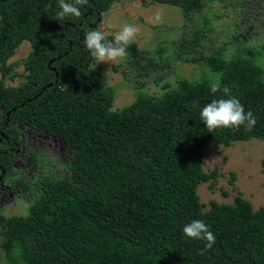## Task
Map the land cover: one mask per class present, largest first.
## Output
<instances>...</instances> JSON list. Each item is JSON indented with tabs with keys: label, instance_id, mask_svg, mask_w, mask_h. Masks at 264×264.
I'll return each instance as SVG.
<instances>
[{
	"label": "trees",
	"instance_id": "1",
	"mask_svg": "<svg viewBox=\"0 0 264 264\" xmlns=\"http://www.w3.org/2000/svg\"><path fill=\"white\" fill-rule=\"evenodd\" d=\"M121 1L89 0L80 17L61 22L58 0H0V177L15 195L30 197L23 215L0 210L6 264H264V206L253 209L237 191L231 204L211 201L205 209L196 192L207 182L213 190L219 177L216 168L202 170L212 142L264 140V39L256 46L251 30L239 28L243 4L223 13L229 23L216 29L211 6L232 7L227 0H150L181 10L184 33L172 43L173 62L204 75L164 84L158 96L141 93L150 77L161 86L172 62L164 48L150 54L132 42L125 76L134 100L113 111L114 89L83 41ZM23 42L30 52L21 81L7 86L15 73L10 59ZM213 84L220 86L215 94ZM224 87L253 113L254 127L208 132L200 112L224 97ZM33 132L70 148L63 174L26 176L14 167ZM193 220L214 233L211 250L185 237Z\"/></svg>",
	"mask_w": 264,
	"mask_h": 264
},
{
	"label": "rangeland",
	"instance_id": "2",
	"mask_svg": "<svg viewBox=\"0 0 264 264\" xmlns=\"http://www.w3.org/2000/svg\"><path fill=\"white\" fill-rule=\"evenodd\" d=\"M216 1V0H215ZM225 4H232L230 8H223L222 3L211 6L213 27L226 26L229 18L223 13H235L237 4H243L246 22L239 28L246 34L250 31L251 43L259 46L264 39V0H227ZM230 17H233L231 14ZM242 18H240V21ZM183 15L179 8L169 5L152 3L150 0H122L112 5L104 13L93 29L101 30L105 36H114L124 24L138 27L139 32L133 39L138 50H146L150 54L158 48H164V58L171 59V64L166 69V74L156 86L152 77L145 79L141 93H155L156 96L164 84L173 85L179 78L194 79L203 76V69L196 65L173 62L172 43L179 39L183 31ZM227 29V27H226ZM30 52V46L23 42L16 50L10 63L15 65V73L7 80V86H16L21 81L23 71L22 62ZM126 56L114 62L100 63V72L106 83L114 89L113 111H119L134 100L135 91L132 81L125 76L128 71ZM117 67L116 70L114 68ZM128 77L129 71L127 72ZM1 78V75H0ZM27 147L20 154L15 168L24 172L26 176H36L47 173L63 174L65 166L71 158L72 151L69 147L57 141L53 136L45 133H27ZM34 155L30 160L29 154ZM217 169L219 177L215 186L210 189V182L200 184L197 194L200 202L208 208L211 201L219 204H231L239 191L248 200L253 209L264 206V140L251 139L247 142H235L229 147H222L212 142L203 159L202 170L209 173ZM235 175L233 185L229 184V175ZM29 196H14L6 188L0 191V210L7 217L25 214ZM0 264H6L0 250Z\"/></svg>",
	"mask_w": 264,
	"mask_h": 264
},
{
	"label": "clouds",
	"instance_id": "3",
	"mask_svg": "<svg viewBox=\"0 0 264 264\" xmlns=\"http://www.w3.org/2000/svg\"><path fill=\"white\" fill-rule=\"evenodd\" d=\"M89 0H58L59 11L56 13L59 21L66 17H80L81 6L87 5ZM139 32L137 26L124 24L115 33L113 40H106L104 33L97 29L88 30L84 37V46L92 58L100 63L114 62L127 55L128 46ZM220 91L218 84L211 86L213 94ZM224 97L213 99L200 112L209 133L217 129L238 131L241 126L251 129L256 124V119L251 111L245 112L244 106L238 98L230 95L228 87L223 88ZM185 237L193 240L204 241L205 251L211 250L216 242L214 233L202 220H193L183 228Z\"/></svg>",
	"mask_w": 264,
	"mask_h": 264
},
{
	"label": "flooded vegetation",
	"instance_id": "4",
	"mask_svg": "<svg viewBox=\"0 0 264 264\" xmlns=\"http://www.w3.org/2000/svg\"><path fill=\"white\" fill-rule=\"evenodd\" d=\"M98 19H99V17H98ZM98 19H97V22L99 21ZM0 134H1V136H3L1 130H0ZM0 140H1V139H0ZM24 149H25V147L20 148L19 153L17 154V161H18V158H19L20 154L23 152ZM29 158H30V160L32 159V157H31V153L29 154ZM17 161L14 163V167H15V165L17 164ZM40 175H41V174H39L38 176H40ZM2 181H3V178H2V176H1V177H0V182H2ZM3 188H6V189H7L12 195L18 197V195H15V194L11 191V185L2 182V183H0V191H1Z\"/></svg>",
	"mask_w": 264,
	"mask_h": 264
},
{
	"label": "water",
	"instance_id": "5",
	"mask_svg": "<svg viewBox=\"0 0 264 264\" xmlns=\"http://www.w3.org/2000/svg\"><path fill=\"white\" fill-rule=\"evenodd\" d=\"M99 19H100V17H99ZM99 19H98V20H99Z\"/></svg>",
	"mask_w": 264,
	"mask_h": 264
}]
</instances>
